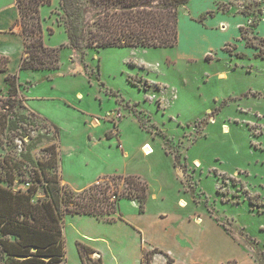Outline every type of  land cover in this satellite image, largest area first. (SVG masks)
I'll list each match as a JSON object with an SVG mask.
<instances>
[{"label":"rangeland","instance_id":"374dc122","mask_svg":"<svg viewBox=\"0 0 264 264\" xmlns=\"http://www.w3.org/2000/svg\"><path fill=\"white\" fill-rule=\"evenodd\" d=\"M58 5L40 8L45 42L63 45L56 70L18 72L21 35L0 32L23 105L25 96L59 129L54 170L76 191L113 174L149 185L143 212L137 199H120L124 221L65 215L61 264H97L103 255L104 264H141V248L144 264L154 248L165 253L151 264H264V0H189L174 47L99 50L70 47ZM5 15L0 26L11 20ZM7 96L0 91V102ZM18 112L26 121L0 141V157L19 161L12 187L25 189L55 136L50 120L26 106ZM146 142L153 153H144ZM45 196L42 183L34 198ZM79 240L102 252L84 251L81 261Z\"/></svg>","mask_w":264,"mask_h":264},{"label":"trees","instance_id":"16d2710c","mask_svg":"<svg viewBox=\"0 0 264 264\" xmlns=\"http://www.w3.org/2000/svg\"><path fill=\"white\" fill-rule=\"evenodd\" d=\"M49 1L16 0L19 11L16 24L20 25L24 45L20 70H56L60 66L63 45L49 46L44 40L40 8ZM188 1L60 0L58 24L65 28L73 50H80L84 43L97 50L112 46L169 48L179 38V7ZM243 29L244 25L240 27L242 33ZM9 61L8 56L0 54V71L5 72L8 84V96L0 102V141L9 133L19 134L27 118L18 112V108H25L19 98L22 84L17 72H8ZM30 115L38 114L30 112ZM51 125L55 139L45 147L48 156L33 161L27 188L12 187L19 161H11L7 155L0 157V264H61L66 255L63 219L67 214L113 222L121 218L119 204L124 197L137 199L139 210L144 211L149 185L137 174L105 176L101 178L103 181L80 191L62 184L60 174L54 170L60 162L59 129L52 122ZM106 136L112 137L109 133ZM42 183L46 196L35 199ZM77 249L82 261L84 251L95 250L80 241ZM156 252L163 251L158 248L146 251L148 264ZM168 260L171 262L172 258Z\"/></svg>","mask_w":264,"mask_h":264},{"label":"crops","instance_id":"0c3cea01","mask_svg":"<svg viewBox=\"0 0 264 264\" xmlns=\"http://www.w3.org/2000/svg\"><path fill=\"white\" fill-rule=\"evenodd\" d=\"M2 14H6V15H10V18H11V20H5L4 21V25L3 26H0V32H10L11 34H14V33H16V34H18L19 36H20V34H19V28H18V24H16V20L18 19V16H19V11H18V7H17V4H16V0H13L12 2H10V4H8V5H5V6H2V7H0V15H2ZM59 14H61V9H60V0H59V5H58V10H57V16H56V19H55V21H56V23H57V25L58 26H60V27H62L64 30H65V28L63 27V26H61V25H59L58 24V17H59ZM5 15V16H6ZM13 17V18H12ZM242 25H240L239 26V28L241 27ZM66 32V31H65ZM20 39H21V47H20V50H19V54H20V61H21V57H22V55H23V49H24V45H23V39H22V37L20 36ZM47 44V43H46ZM6 44H3V45H1L0 46V54L1 55H5V56H8L10 59H11V55H12V53L10 52V49L7 47V46H5ZM48 45V44H47ZM50 46V45H49ZM19 66H20V62H19V65H18V72H19ZM9 72V71H8ZM5 72H3L2 74H0V76H3L4 78H3V80L0 82V91H6L7 90V88H8V84H7V82H6V80H5ZM26 89V88H25ZM24 89V90H25ZM24 96V95H23ZM78 96H82V93L81 92H79L78 93ZM24 103H25V106H26V108L29 110V111H31V112H34V113H37V114H39V115H41V116H43V117H45L46 119H48V120H50L52 123H54L53 122V120L51 119V117L48 115V114H45L44 112H42L41 110H39L38 108H35V107H33V106H31V105H28L27 104V102H26V97L24 96ZM96 116H93V118L91 119V121H92V124H94V118H95ZM55 124V123H54ZM95 125V124H94ZM108 138V137H107ZM66 182V181H65ZM64 184H67V183H64ZM119 220H122V219H119ZM116 221H118V220H116ZM122 221H124V220H122ZM113 222H115V221H113ZM126 222V221H125ZM126 223H128V222H126ZM78 241V240H77ZM76 241V242H77ZM80 242H83V241H81V240H79ZM145 242V241H144ZM146 244V243H145ZM77 245V244H76ZM89 246H91L92 248H94L95 250L94 251H101L100 250V248H98L96 245H89ZM149 248L150 247H152V246H148ZM160 250H162V249H160ZM163 251V250H162ZM93 252V251H92ZM102 252V251H101ZM158 253V252H157ZM160 253H165V251H163V252H160ZM159 254V253H158ZM102 255H103V253H102ZM101 255V256H102ZM167 255V257H168V259H169V255H168V253L166 254ZM144 256V252L142 251V248H141V255H140V259H141V264H144V262H143V257ZM156 256V255H155ZM154 256V257H155ZM80 257V256H79ZM81 259V258H80ZM233 260V259H232ZM82 261V260H81ZM168 261V263H173L174 261L172 260L171 262L169 261V260H167ZM63 263V262H62ZM195 263H199V262H195ZM229 263H230V261H229ZM81 264H84L83 262H81ZM102 264H104V255H103V260H102ZM148 264V263H147ZM192 264H194V263H192ZM201 264V263H200Z\"/></svg>","mask_w":264,"mask_h":264},{"label":"bare ground","instance_id":"6f19581e","mask_svg":"<svg viewBox=\"0 0 264 264\" xmlns=\"http://www.w3.org/2000/svg\"><path fill=\"white\" fill-rule=\"evenodd\" d=\"M143 151H144L145 154H151V153L154 152V151H153V147H152V146L150 145V143H148V142H146V143L143 145ZM196 163L199 164V162H196ZM180 204H181V205H185L186 202H185L184 200H181V201H180Z\"/></svg>","mask_w":264,"mask_h":264}]
</instances>
